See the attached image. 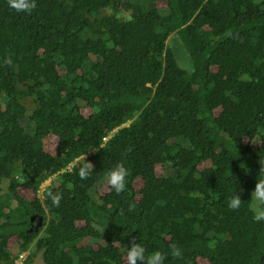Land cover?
Wrapping results in <instances>:
<instances>
[{
	"label": "trees",
	"instance_id": "obj_1",
	"mask_svg": "<svg viewBox=\"0 0 264 264\" xmlns=\"http://www.w3.org/2000/svg\"><path fill=\"white\" fill-rule=\"evenodd\" d=\"M122 1L36 0V9L28 15L12 12L6 0H0V15L5 24L15 22L25 41L36 20L32 34L44 43L46 37L64 32L80 45L81 26L64 14V6L86 3L100 13ZM153 3L147 2L156 22L151 47H126L120 64L97 66L99 71H93L91 64L81 63V70L73 66L90 86L95 112L89 119L64 120L49 128L37 124L33 133L22 126L8 130L0 125L2 155L21 163L20 171L3 170L0 165V264H13L11 251L20 254L31 247L26 264L39 259L43 251L46 264H61L64 258L65 264H123L122 254L133 238L146 254L165 253V264H264V221L253 220L247 199L259 175V161L264 160V0ZM126 4L140 7L136 0ZM115 20L132 28L129 22ZM228 30L239 33L242 42L226 37ZM100 32L108 30L100 28ZM174 32L189 54L192 74L166 47ZM99 45L95 54L105 62L107 48ZM63 51L70 54L68 63L80 59L70 45ZM36 62L22 50L17 73ZM55 62V55L44 49L40 66L46 73L54 71ZM12 82L13 75L0 69V114ZM118 98L122 113L116 121L97 124L102 103ZM130 120L134 121L129 127L103 143ZM49 134L56 136L55 154L45 150ZM85 155L94 167L88 179L81 180L78 172ZM207 161L212 166L199 170ZM121 162L129 170L124 193L111 190L97 198L106 173ZM160 163L166 170L157 178L155 167ZM53 177V186L57 182L59 186L49 190L62 194L59 207L46 198L29 201L19 195L21 188L36 193ZM138 179L144 187L139 202L133 188ZM237 191L243 203L232 211L228 201ZM130 203L135 205L131 212ZM32 214L45 219L42 234L30 231ZM82 221L85 225L79 226ZM86 237L99 244L98 250L82 245ZM173 243L182 249V258L170 255Z\"/></svg>",
	"mask_w": 264,
	"mask_h": 264
},
{
	"label": "clouds",
	"instance_id": "obj_2",
	"mask_svg": "<svg viewBox=\"0 0 264 264\" xmlns=\"http://www.w3.org/2000/svg\"><path fill=\"white\" fill-rule=\"evenodd\" d=\"M262 1L263 0H256V2ZM6 2L12 12L25 13L28 15H31L37 6L36 0H6ZM147 2L154 6L153 0H136V3L140 7L132 9L127 7V0H124L119 7L115 9H103L100 13H96L86 3L70 2L64 6L63 12L76 26L88 27L94 33H98L101 36L99 43L106 46L108 51L106 62L110 60L114 62V65L110 67H103L111 68L120 64L119 61L122 60L123 56L122 52L126 47L146 49L151 47L155 42L156 22H154L152 18V10H148ZM1 16L2 14L0 15V26L3 27V30L0 31V69L5 75H13V82L6 92L2 103L0 125L8 130H15L16 126H22L31 132L33 130V123L35 126L38 124L44 128H49L51 125L64 120L79 118L89 119L95 112L94 106L90 104L92 99L90 86L86 81L79 78L74 71V65H77L78 70H81V66L78 65V60L68 63L67 60L70 54L63 51L66 45H70L73 48V52H78L81 58V51L84 49L81 42L79 45L78 40L71 34L58 32L54 36L46 37V42L44 43L40 37L32 34V31L36 28V20H34L28 40L25 41L23 36L15 29V22L9 21V23L5 24L1 20ZM115 19L124 23L129 22L132 28H124L118 25ZM100 28H106L108 32L101 33ZM225 36L233 39H241L242 42L239 33L234 34L231 30H228ZM174 37H178L183 44L181 36L177 32H174L166 39V47L170 50L172 49L175 54L181 53L170 44V40ZM44 49L48 50V53L56 57L54 71L51 73H46L40 66ZM22 50H25L27 55L35 57L37 62L30 68L17 73L18 62ZM92 53L94 54L91 58L92 60L101 61L97 58L95 51ZM186 54L189 58L187 51ZM90 64L95 68L93 71H99L97 66L100 65L96 63H89L87 65ZM121 99L122 98L113 99L102 103L103 108L99 113L97 124L106 126V124L116 121L118 116L122 113L120 105ZM96 102H99V100H96ZM111 102L115 103L114 107L107 111L106 105ZM103 118L105 119L102 120ZM104 121L105 124L103 123ZM133 121L134 120H130L120 128L112 131L103 139V143H107L117 130L129 127ZM50 137L55 138L56 136L49 134L47 138ZM86 157L85 155V163L79 168L78 172L81 180L88 179L91 172H93L94 166L86 161ZM80 162L83 161L80 160ZM259 164V175L249 200V210L252 212L255 222L264 221V160L260 159ZM0 165L3 170L18 169L20 171L18 167H20L21 163L13 157L3 156L0 151ZM211 166L212 162L207 161L199 166V170L202 171ZM158 167H162L165 172L166 166L162 163L156 165L155 174L157 178H160L164 172L158 175ZM68 168L70 171L72 170L71 166ZM128 175L129 170L124 164L122 162L117 163L115 167L106 173V179L104 180L107 186V188H105L106 191L102 195H98V190L101 185L97 187V198L109 194L111 190H115L117 195L124 193L126 189V177ZM138 181L142 182V186L139 190L136 188V182ZM47 183L48 181H45V184ZM133 188L136 192V201L139 202L143 197L141 194V190L144 188L142 179L136 180L133 184ZM44 195L46 199L51 201L53 206L59 207L62 199L61 193H54L46 189L44 190ZM242 203L243 201L241 200L239 191H237L229 198L228 208L232 211H237ZM134 208L135 205L130 203L128 211L131 212ZM38 216L42 215L32 214L30 216L29 229L35 232L42 231L40 233L42 234L46 222L43 218L42 226L39 227ZM34 217L35 219L32 220ZM77 224L79 226H84L85 222H77ZM86 239H89V242L95 244L96 247L92 244L84 245L83 242ZM166 240L170 242L172 240L171 236H167ZM129 243L130 247H127L122 254V263L123 258H125L126 264H165V253L154 251L150 254H146L145 247L137 243L135 238L130 240ZM100 244L104 245V242L100 241ZM82 245L85 247H92L95 250L99 248V244L93 242L91 237H86L82 241ZM169 247L170 255L173 258H182V249L177 244H170ZM19 251L20 250L11 251L15 256L13 264H26L30 252L33 251V247L28 251H21L20 254L18 253ZM44 252L45 251L41 253L39 259L32 261L31 264H42V260L44 264H46L43 257ZM61 264H65V258L61 261Z\"/></svg>",
	"mask_w": 264,
	"mask_h": 264
},
{
	"label": "rangeland",
	"instance_id": "obj_3",
	"mask_svg": "<svg viewBox=\"0 0 264 264\" xmlns=\"http://www.w3.org/2000/svg\"><path fill=\"white\" fill-rule=\"evenodd\" d=\"M77 37L80 39L81 45H83V47H84L83 50L81 49L82 50L81 51V58L78 60V65L81 66V63H84L85 65H87L89 63H96L97 65L105 66V67H110V66L114 65V62L112 60L104 62V61H95V60L91 59L94 56V54L92 52L93 51L96 52L97 49L101 48L99 45L101 36L98 33H94L88 27L81 26L77 32ZM170 44L173 47H175L178 51L181 52V53L175 54L178 65L183 70H185L187 73H192L194 70L193 64H192L191 60L187 57L186 51H185L183 44L180 41V39L178 37H174L170 40ZM114 104H115L114 102L108 103L106 105V110L107 111L111 110L114 107ZM217 113H219V111H217ZM104 119L105 118H103L102 120H104ZM34 128H35V125L33 123V130L30 133L34 132ZM246 141H249V140H246ZM44 146H45V150L47 152H51V153L55 154L57 151V143L55 142L54 138H51V137L48 138L46 145L44 144ZM18 168H21V165ZM157 172H158V175H161L164 172V169L162 167H158ZM11 177L15 178V175H12ZM18 177H20V176H18ZM54 179H55V177L48 180L47 184H45V182L42 183L40 185V187L37 189L36 193L33 190L28 189L25 191V190H23V188H21L19 195H21L24 198H28L29 201H34L37 198L44 201V198H45L44 190H46V189L49 190V188L54 185L53 184ZM8 180L9 179H7V181ZM56 185L57 186H53V187L57 188L59 186L58 182ZM42 186H43V188H42ZM141 186H142L141 181L136 182V188L138 190L141 188ZM105 188H107L106 182L104 184H102L101 187L99 188L98 195H102L106 191ZM250 194H251V191L248 192L249 197H247V199H249V200H250ZM12 203H13V205H16L15 200H13ZM43 232H45V228H44ZM83 244L84 245L92 244L94 247H96L95 244L89 242V239H86L83 242ZM123 263L126 264L125 258H123ZM42 264H44L43 260H42Z\"/></svg>",
	"mask_w": 264,
	"mask_h": 264
},
{
	"label": "water",
	"instance_id": "obj_4",
	"mask_svg": "<svg viewBox=\"0 0 264 264\" xmlns=\"http://www.w3.org/2000/svg\"><path fill=\"white\" fill-rule=\"evenodd\" d=\"M34 219H35V217L32 220H34ZM42 222H43V217L42 216H38V226L39 227L42 226Z\"/></svg>",
	"mask_w": 264,
	"mask_h": 264
}]
</instances>
